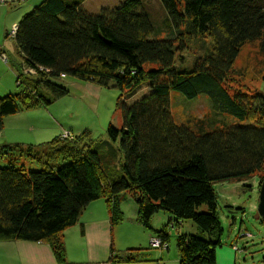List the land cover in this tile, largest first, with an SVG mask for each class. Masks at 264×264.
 <instances>
[{"label": "trees", "instance_id": "1", "mask_svg": "<svg viewBox=\"0 0 264 264\" xmlns=\"http://www.w3.org/2000/svg\"><path fill=\"white\" fill-rule=\"evenodd\" d=\"M83 2L42 0L14 25L15 49L33 74L17 75L16 91L0 97V133L5 117L66 96L59 83L64 77L115 88L120 125L109 124L102 142L86 131H62L71 137L58 135L39 147L0 145V241L47 244L56 264H66L62 232L100 199L110 224L118 225L128 194L135 222L151 233L149 246L155 238L166 247L167 229L191 221L204 237L177 234L178 263L216 264L221 227L213 184L255 175L259 187L264 180V93L246 94L226 80L245 44L256 42L264 54V0H159L160 29L143 0H121L93 13ZM191 41L207 46L188 67L182 53ZM145 87V96L127 104ZM171 91L187 99L204 95L214 112L251 125L197 135L174 122ZM17 158L40 169L16 166ZM160 212L168 221L155 230L150 219ZM138 250L120 257L110 249L107 260L130 261Z\"/></svg>", "mask_w": 264, "mask_h": 264}, {"label": "rangeland", "instance_id": "2", "mask_svg": "<svg viewBox=\"0 0 264 264\" xmlns=\"http://www.w3.org/2000/svg\"><path fill=\"white\" fill-rule=\"evenodd\" d=\"M119 1L121 0H92L89 6L97 10L99 4L116 5ZM142 5L155 27L160 29L164 12L159 0H143ZM11 16H14L13 13ZM11 26L12 24L6 28V37L0 26V45L2 42L4 43L0 55L6 58L5 62L0 59V97L13 94L16 91L15 77L17 75L21 73L22 75L33 74L22 64V59L17 49L14 48L12 37L16 29L13 32L10 31ZM159 35H163V33ZM188 46V51H184L182 57L185 66L190 67L195 57L202 53L207 44L191 41ZM263 74L264 54L260 52L258 44L254 42L242 47L226 80L229 86L245 91L246 94H253L256 90L264 93V83L261 80ZM19 78L22 79L21 76ZM146 94V87L142 88L127 101V104L137 101ZM118 96L119 92L115 88L101 87L99 97L95 99L94 108H89L81 98L68 94L44 108L20 111L12 115L14 117H5L3 120L5 125L0 133V145L17 143L24 144L22 146L39 147L57 137L61 129L68 130L73 136L86 131L92 140L105 141L107 140L105 137L106 127L109 124L119 127L121 122L120 111L116 108ZM169 106L174 122L189 128L197 135L223 126L251 125L249 122L239 121L225 113L214 112L210 101L204 95L187 99L182 94L171 91ZM69 133L66 135L67 138L71 137ZM59 136L64 139V132ZM15 161L13 163H16V166L22 164L27 170L40 169L37 162H30L24 158H17ZM3 162L0 159V167H3ZM259 174L264 179V166ZM257 183L258 177L254 175L240 181L217 182L212 186L216 195V215L221 227L220 246L215 250L218 252L217 264H229L226 259L222 258L223 251L227 249L236 253L234 254L236 264H264V223L260 222L256 211ZM120 208L124 218L116 229L117 235L112 245L114 252H118L121 257L127 249L139 250L134 253L130 261H125L123 258V261H117L116 264H179L176 248L177 234L204 237L203 233L191 221L184 220L182 225L179 224L175 230L167 229L169 237L165 248L153 249L148 245V237L146 242L143 240L144 234L151 235L149 231L136 224L133 227L127 224L133 222L132 219L135 218L131 217L134 215L135 204L128 194L124 195ZM201 210L205 211L206 208L201 207ZM157 214L162 216L161 212Z\"/></svg>", "mask_w": 264, "mask_h": 264}, {"label": "crops", "instance_id": "3", "mask_svg": "<svg viewBox=\"0 0 264 264\" xmlns=\"http://www.w3.org/2000/svg\"><path fill=\"white\" fill-rule=\"evenodd\" d=\"M41 1L42 0H3V3L0 4V26L4 36L6 37V28L8 25L12 24V26H14L17 23L16 21H18L25 12ZM91 1L92 0H84L82 6L87 11L93 13L98 9L95 10L96 8L92 9L91 6H89ZM104 6L111 5H105V3H103L99 4L97 8ZM12 13L14 16H11ZM2 44L4 43L2 42ZM2 44L0 45V50L3 51ZM59 83L67 89L69 95L81 98L89 108L95 107V99L99 97L100 86L79 82L72 78L68 80L67 77L61 78ZM12 120L14 121V118H12ZM4 125L3 123V126ZM62 131L68 132V130L65 129H61V132ZM71 135L73 136V134ZM4 144L17 143H3V145ZM229 208L232 209V207ZM133 210L134 215L131 217H135L136 210L135 208ZM153 217L154 216L150 219V224L155 230L160 229L168 221V216L165 213H162V216H158L157 214L154 218ZM132 220L133 222L127 223L130 227H133L135 224L138 225L135 222V218ZM117 226L118 225L112 226L110 224L106 205L103 200L100 199L90 202L81 212L78 221L62 232L61 238L64 246L66 264H85L106 261L109 258L110 249L114 251L112 245L117 235ZM147 237L149 236L144 234L143 240L145 242ZM243 250H245V248H243ZM232 253L231 249H227L223 251L222 258L226 259L229 264H236L234 255L236 253ZM217 254L218 252H215L216 264ZM0 264H56V262L47 244L26 241H0Z\"/></svg>", "mask_w": 264, "mask_h": 264}, {"label": "water", "instance_id": "4", "mask_svg": "<svg viewBox=\"0 0 264 264\" xmlns=\"http://www.w3.org/2000/svg\"><path fill=\"white\" fill-rule=\"evenodd\" d=\"M256 211L258 217L264 220V180L259 184L258 187V202Z\"/></svg>", "mask_w": 264, "mask_h": 264}, {"label": "built area", "instance_id": "5", "mask_svg": "<svg viewBox=\"0 0 264 264\" xmlns=\"http://www.w3.org/2000/svg\"><path fill=\"white\" fill-rule=\"evenodd\" d=\"M3 2V0H0V4ZM13 30H15V26H13L11 29H10V31H12L13 32ZM0 59L2 60V61H4L5 62V60H6V58L3 56L2 57V55H0ZM64 135H65V137L64 138H67V132H64ZM150 246L152 247V248H165V246L164 245H162L160 242H159V240H157V239H155V238H153V239H151L150 240ZM85 264H113V263H111L110 261H108V260H106V261H104V262H96V263H85Z\"/></svg>", "mask_w": 264, "mask_h": 264}]
</instances>
